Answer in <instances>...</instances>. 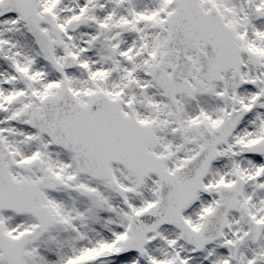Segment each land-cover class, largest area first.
I'll return each instance as SVG.
<instances>
[{
    "label": "snow or ice",
    "instance_id": "1",
    "mask_svg": "<svg viewBox=\"0 0 264 264\" xmlns=\"http://www.w3.org/2000/svg\"><path fill=\"white\" fill-rule=\"evenodd\" d=\"M0 264H264V0H0Z\"/></svg>",
    "mask_w": 264,
    "mask_h": 264
}]
</instances>
